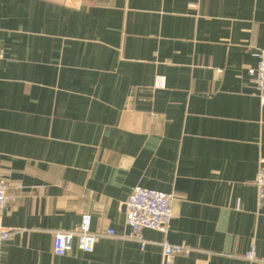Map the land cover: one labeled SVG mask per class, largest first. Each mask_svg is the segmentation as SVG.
I'll list each match as a JSON object with an SVG mask.
<instances>
[{"label":"crops","instance_id":"obj_1","mask_svg":"<svg viewBox=\"0 0 264 264\" xmlns=\"http://www.w3.org/2000/svg\"><path fill=\"white\" fill-rule=\"evenodd\" d=\"M0 48V264H264V0H0ZM137 186L174 197L143 250ZM84 213L93 252L55 256ZM164 239L192 253L164 262Z\"/></svg>","mask_w":264,"mask_h":264},{"label":"built area","instance_id":"obj_2","mask_svg":"<svg viewBox=\"0 0 264 264\" xmlns=\"http://www.w3.org/2000/svg\"><path fill=\"white\" fill-rule=\"evenodd\" d=\"M258 62L254 68L248 70L251 82L260 102L264 106V52L260 51L255 54ZM3 59V51L0 48V61ZM258 206H264V167L259 169L255 179ZM21 189L20 185L16 186ZM15 199L8 193V185L0 179V248L1 245L10 239V230L1 224V217L9 205ZM173 195L158 192L142 187H134L126 202L125 206V225L129 232L122 235V238L135 241L143 250L146 247V240L143 238V230H154L165 234L168 231L172 216ZM92 217L88 213L80 216V221L76 230L55 232L52 238V252L57 257H62L72 251L73 247L83 253H92L99 235L91 229ZM113 230H107L105 235L113 236ZM162 259L164 262H171L177 256L188 257L192 249L182 245H172L167 240L160 244ZM248 260H254V252L246 254Z\"/></svg>","mask_w":264,"mask_h":264}]
</instances>
